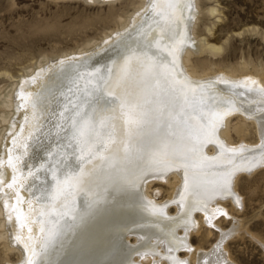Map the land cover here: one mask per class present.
I'll list each match as a JSON object with an SVG mask.
<instances>
[{
    "label": "bare ground",
    "instance_id": "bare-ground-1",
    "mask_svg": "<svg viewBox=\"0 0 264 264\" xmlns=\"http://www.w3.org/2000/svg\"><path fill=\"white\" fill-rule=\"evenodd\" d=\"M146 1L148 0H139V4L133 8L132 12L124 18H120L119 25L105 32L99 40L92 41L78 50H72L73 52H62L63 54H58L59 56L56 55L50 59L43 56L24 70L22 69L18 75L13 76L6 73L10 83L6 86L4 93H0V107L3 109L0 114V216L2 217L0 239L4 241L2 244L6 250H19L20 248L24 250L33 247L31 253L28 251L30 253L28 260L25 257L27 261L17 264H30V262L31 264L233 263L225 250V232L222 237L219 236L220 239L217 243L215 242L216 244L210 251L202 248L203 251L200 247L193 246L189 236L193 232L198 235L203 224L216 227L215 218L219 214L230 215L223 202L229 200L236 208L241 204L235 186L239 174L254 171L264 165V158L261 156V153L264 152V124L260 120V117L264 116V112L259 111L264 108V97L258 92H246L245 98L250 103L246 104L239 112L231 111L226 103L220 102L233 99V93L221 81H228L229 86L235 83L259 89L264 88V75L237 73L227 69L202 72L194 69L191 61L193 57L204 53L214 54L222 48L219 44L209 42L205 36L194 34L199 16L197 0H181L183 6L175 8H169L166 0H156V5L166 6L167 9L161 11L162 19L156 17L162 21L159 26H154L155 33L157 36L165 35L166 39L162 42V47L171 48L173 42L167 39L164 29L168 26L169 19L175 21L177 31L185 34L184 43L180 46V52L176 57L178 65L176 72L183 75H178L177 78L192 81L194 86L202 84L204 90L198 92L199 95L207 97L216 94L219 106L213 108L212 111L223 116V120L220 122L221 126L217 129L216 135L210 137L214 143H206L199 152L192 154L194 163H199L202 156L208 157V160L204 161L207 166L190 168L189 172L201 174L205 181L211 182L217 179L219 173L239 167L240 170L231 177L232 196H216L215 199L209 201V196L213 195L211 192L198 196L190 192L187 197H184L183 168L179 172L171 171L162 174L159 178L149 175L144 181L137 180L136 186L124 185L121 190L107 178L111 174L114 179L119 181L122 173L117 172L115 168H105L99 174L91 175L92 169L100 164L99 158L92 160L91 165L87 164V167L83 165L85 172L89 175L84 177V182L78 185L76 191L61 192L57 195L58 187L62 186L57 185L56 179L46 176V169L52 168L56 161L61 159L59 158L61 156L57 157L56 155L55 159L50 161L47 155L41 154L42 156L36 157L35 160L27 161V164L24 161L27 157H25L26 153L30 155L37 151V140L30 142L33 143L31 149H26L27 139L35 133V130H39L42 136L45 135V133L43 134L44 129L50 125L46 123L45 126L43 122L41 123V114L39 117V110H36L37 112L34 110L32 102L38 99L49 81L57 78L58 75L54 73L60 72L62 62H64V67L69 62L74 65L76 61L92 55V61L95 60L96 64L104 62L110 67L113 66L110 61H117L119 52L116 50L118 48L109 47L106 51H101V49H105L113 40H116L118 34L124 33L125 30H131L129 29L131 25L135 26L141 22L145 12H141L140 15L139 11L143 9ZM214 8L207 6L204 12L210 14L216 11ZM159 9L156 7L157 12ZM210 29L209 26L206 27V30ZM131 36L133 39L137 38L135 33H131ZM152 51L154 52L155 49ZM122 52L123 50L120 53ZM94 53H99V55H93ZM164 55L167 56L166 51ZM52 59H56L57 62L45 67L44 63ZM172 59L173 57L168 56L169 61ZM137 66L136 71L139 72L140 67ZM61 72L63 73V71ZM69 72L71 71L69 70ZM109 90L114 91L115 88ZM121 91L115 92L120 95ZM245 108H250L251 111H245ZM234 119H237V122L232 123ZM246 122L253 125L258 141L251 143L240 139L233 142L230 131L242 132ZM118 127H122V121L118 122ZM59 137L64 141L63 134ZM123 140L124 135L120 133L116 143L111 145L109 150L115 153L118 167L131 169L132 163L122 160L124 156ZM9 157H11V163H9ZM130 160L135 162L134 154ZM41 161L46 162L45 169L40 172V179L34 181L30 173H34L40 168L37 162ZM67 163H74V161L69 158ZM252 165L255 167H251ZM249 167H251L250 171L244 170ZM50 178L53 179L52 184ZM59 179L62 180L63 175H60ZM157 184H165L170 188L167 198L159 199L156 193L153 194V191H160V188L156 187ZM80 189H86L84 195H77ZM53 196L57 198L53 200ZM94 197H97L98 200L93 205ZM197 199L201 201L202 205L206 204L207 211H204L203 208L197 210L195 204ZM173 201L178 202L174 203ZM170 208H173L174 211L172 212ZM42 209H45L43 211L46 213L43 218L39 215ZM50 209L54 210L51 216L47 215ZM154 209H159V211L154 212ZM64 212H67V215L61 218ZM196 213H200L199 218L196 217ZM18 216L19 221H17ZM41 219L45 223L42 224ZM49 220H51V224L48 223ZM133 223H141L144 227L133 228L131 232L125 231ZM50 227L53 228V231L55 228H59L60 231L48 241L46 250L42 251L41 245L44 244L45 236L42 229ZM142 236H146V239L141 240ZM151 247H154L158 255H154L149 250ZM179 251L185 252L186 257L179 256ZM168 257L175 259L171 260Z\"/></svg>",
    "mask_w": 264,
    "mask_h": 264
},
{
    "label": "snow or ice",
    "instance_id": "snow-or-ice-1",
    "mask_svg": "<svg viewBox=\"0 0 264 264\" xmlns=\"http://www.w3.org/2000/svg\"><path fill=\"white\" fill-rule=\"evenodd\" d=\"M166 4L169 8L183 6L181 0H166ZM154 7L155 0H152L149 10L145 11L138 25L118 34L116 40H113L105 49H101V51H106L109 47L123 49L119 75L116 73V60L110 61L112 67L107 65L98 67L94 64L90 66L93 56L88 55L76 61L74 65L71 62L68 63L67 67L73 69L70 76L67 74L64 76L69 87L66 88L64 82L57 78L50 87L45 86L50 99L41 94L32 102L33 107H36L38 102L43 105L47 101L50 111L47 113L49 120L46 123L56 130L58 139L59 134H63L65 152L61 153L62 158L65 161L69 158L74 161V163H67L63 172L57 167L53 173V179H56L57 185L62 186L58 187L57 195L61 192L76 191L78 185L84 182V177L89 175L85 172L83 165L97 158L100 164L92 169L91 175L95 176L105 168H115L117 172L122 173L119 181L111 174L107 178L121 190L124 185L136 186L137 180L144 181L149 175L159 178L162 174L171 171L179 172L183 168L184 197H187L190 192L195 196L211 192L213 195L209 196L210 201L216 196L233 195L231 177L240 170L239 167L219 173L217 179L211 182L205 181L201 174L189 172L190 168L207 166L204 161H207L208 157L202 156L199 163H194L192 154L199 152L204 144L214 143L210 137L216 135L223 116L212 111L219 106L216 94L207 97L199 95L198 92L204 90L202 84L194 86L192 81L177 78L178 75H183L176 72L178 67L176 57L180 52V46L184 43L185 34L179 33L175 27V21L169 19L164 32L167 34V39L173 42V46L162 47L166 37L165 35L157 36L154 27L160 25V19L155 17L162 19V13H151ZM149 20L151 23L145 29V22ZM131 33H135L137 38L133 39ZM152 49L155 51L153 52ZM165 51L167 56L164 55ZM93 55H99V53ZM168 56L173 59L169 61ZM133 60L139 62V72L133 70ZM61 67L64 68V62ZM80 68H84L85 71H79ZM221 83L233 93V99L220 101L226 103L231 111L239 112L250 103L245 98L246 92H258L264 97V88L258 89L235 83L229 86L228 81H221ZM115 87H121L120 95L109 90ZM52 104L60 108L58 115L52 108ZM245 111H251V109L245 108ZM259 111L264 112V108ZM260 120L264 124V116H261ZM121 121L122 127H118V122ZM120 133L124 135L122 160L132 163L131 169L118 167L115 153L109 150L110 146L116 143ZM48 134L51 135V129ZM38 147L43 148L44 145L38 144ZM45 151L47 158L55 159L54 152L47 149ZM133 154L135 155L134 163L130 160ZM261 156L264 158V152ZM9 163H11V157H9ZM251 167L244 170L250 171ZM44 169L45 164H41L36 172L30 173L34 181L40 179V172ZM60 175H63L62 180L59 179ZM85 191L86 189H80L77 195H84ZM56 198V196L52 197L53 200ZM97 200V197L93 198V205ZM195 204L197 210L203 208L207 211L206 204L202 205L200 200L197 199ZM52 211L54 210L50 209L47 215L51 216ZM155 211L159 209H154ZM39 215L43 218L46 213L41 211ZM66 215L67 212H64L61 218ZM41 223H45L43 219ZM48 223L51 224V220ZM142 227L144 225L141 223H133L125 231L131 232L133 228ZM42 231L45 232L44 244L41 245L44 251L48 241L59 234L60 229L55 228L53 231L50 227ZM140 239L144 240L146 236ZM149 250L154 255H158L154 247Z\"/></svg>",
    "mask_w": 264,
    "mask_h": 264
},
{
    "label": "rangeland",
    "instance_id": "rangeland-1",
    "mask_svg": "<svg viewBox=\"0 0 264 264\" xmlns=\"http://www.w3.org/2000/svg\"><path fill=\"white\" fill-rule=\"evenodd\" d=\"M151 2L152 0L145 2L143 9L139 11L140 15L141 12L149 10ZM196 2L198 3L199 16L194 34L205 36L209 42L219 44L222 48L214 54L204 53L193 57L191 61L194 69L199 72L227 69L234 70L237 73L264 75V0H197ZM138 4L139 0H0V93L3 94V91L7 88L6 86L10 83L7 74L18 75L22 72V69L24 70L43 56L50 59L64 52H73L92 41L99 40L105 32L118 26L120 18H124L132 12ZM156 4L151 9L153 14L157 12L156 7L161 9H159L160 13L164 11L163 9H167L166 6L160 7ZM207 6L215 7L214 10L217 12L213 11V14L205 13L204 10ZM150 23V20L145 22V29ZM207 26L212 29H210L211 32L206 30ZM130 27L129 29H131ZM121 50L123 49L118 48L116 50L119 52L117 64L115 65L117 75H119L120 64H122L120 56L123 52L120 53ZM54 60L56 59L44 63L45 67L57 62V60ZM138 63L135 60L132 62L134 71L138 69ZM93 64L98 67L104 65L110 67L104 62L103 64L101 62L96 64L95 60L90 62V66ZM67 68L65 66L59 73H53L57 74V78L63 81L64 77L62 76H65V74L70 76L73 71V69ZM79 71L83 72L85 69L80 68ZM57 78L52 81H57ZM52 81H49L46 86L50 87ZM64 81L66 88L70 86L67 80ZM45 88L41 94L47 97L48 93ZM121 90V87H115L114 91L119 93ZM40 105L38 102L37 106L33 108L35 111L39 110L38 116L40 117L41 114V123L43 122L45 125L49 119L46 114L50 109L47 101ZM52 105L58 115L60 108L55 104ZM2 112L3 109L0 107V114ZM232 121V123H235L237 119ZM41 123L39 124L40 127ZM47 125L49 124L47 123ZM49 129H52L51 135L48 134ZM44 131L43 134L45 133V135L42 136L39 130H35V133L31 136L32 138L27 139L28 146L26 144V149H31L33 143L30 142L37 140V151L39 152L34 151L30 155L26 153L25 157H27L24 160L26 164L35 160L36 157L47 155L45 149L54 152L57 157L65 152V141H62L61 137L57 138L56 130L49 125ZM230 132L233 142L240 139L251 143L258 141L253 125L247 122L243 125L242 132ZM38 144L45 147L40 149L41 147H38ZM57 145H60V147H57ZM59 158L62 160H57L58 162L56 161L52 168L46 169L47 177L53 178L51 173L55 172L57 167L60 168L61 172L64 171L68 160L65 161L62 156ZM37 163L38 165H46L44 161ZM87 164L91 165V163H86L84 166L87 167ZM52 181L53 179L50 178L51 184ZM235 186L241 204L236 208V206H232L233 204L229 200L224 201L223 205L230 215L219 214L215 218L216 227L203 224L202 228L200 227L201 230L199 229L200 232L198 231V235L194 232L191 233L192 235L190 234V242L195 247L210 251L225 232V244H223L230 257L229 259L233 261L232 264H264V165L254 171L240 173ZM156 187H159L160 191H153L154 195L156 193L159 199L168 197L170 188L167 185L157 184ZM170 210L174 211L173 208H170ZM199 215L200 213H196V217L199 218ZM1 218L0 216V220ZM2 243L4 244V241L0 239V264L24 263L26 258L28 260L31 250H33L32 247V249L23 250L20 248L19 250L10 249V251L6 250ZM184 253L179 251V256L185 258L186 254Z\"/></svg>",
    "mask_w": 264,
    "mask_h": 264
}]
</instances>
